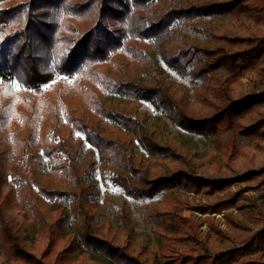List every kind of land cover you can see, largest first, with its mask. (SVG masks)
Listing matches in <instances>:
<instances>
[{
    "label": "trees",
    "instance_id": "16d2710c",
    "mask_svg": "<svg viewBox=\"0 0 264 264\" xmlns=\"http://www.w3.org/2000/svg\"><path fill=\"white\" fill-rule=\"evenodd\" d=\"M160 1L163 0H0V87L17 80L24 101L32 100L28 111L16 112L25 126L14 140L21 143L23 150L35 158L39 157L40 145L48 156L67 152L69 136H62L60 130L58 142L48 136L52 119H44L40 128L36 125L44 106L48 117L54 114L53 118H57L64 107L79 105L82 109L81 103H86L87 108L88 104L94 106L91 98L95 94L113 90L120 97L110 98L107 108L94 106L96 114L91 119H80L76 112L68 115L73 126L85 132L87 141L97 149L113 183L126 194L154 198L177 188L192 193L204 189L215 194L245 179L240 176L216 181L204 177L192 165L184 147L166 141L160 130L152 132L145 127L136 116L135 107L150 103L181 129L207 138L215 148L208 154L211 165L220 164L219 160L228 165L239 155L247 157L250 151L237 149L235 139L223 144L221 138L225 132L236 130L239 136L252 138L257 147L264 141V0H199V4L169 0L163 2V7L159 6ZM222 11L235 15L240 12L244 28L235 37L223 33L213 37L229 46L239 45L237 49L195 46L183 50L175 46V22L186 20L194 24L196 18ZM250 18H256V28L247 23ZM150 46L169 67L190 76L195 83L192 95L179 89L159 66ZM256 66L261 73L262 92L244 94L243 79ZM222 70L227 76L220 73ZM71 86L77 90L74 96ZM52 95L58 97L57 102L50 100ZM37 98L43 99L42 104L36 102ZM101 119L109 120L112 126L107 128ZM56 128L59 129L58 123ZM134 140L148 153L147 160L136 158L130 149ZM10 159L9 151L0 152V222L5 220L13 202L12 189L3 194ZM84 188L72 196L94 207L96 186L87 184ZM43 193L51 199L65 196L48 188ZM219 202V206L227 207L233 201ZM166 206V211L159 213L148 211L145 220L153 224L159 237L188 244L182 251L172 249L174 254L167 257L168 264H264V229L248 242L213 254L201 231L205 221L196 215L184 217L187 207L174 194ZM129 219V213L123 212L114 228L103 219L88 218L81 238L70 241L73 257L83 245L109 257H129L127 248L117 245L112 235L117 234L116 229L128 231ZM214 230L224 234L219 228ZM59 238L60 234L50 233V246ZM226 240L233 239L227 236ZM12 242L15 249L9 255L11 259L31 261L32 237L21 232ZM46 254L47 251L40 256L45 262Z\"/></svg>",
    "mask_w": 264,
    "mask_h": 264
},
{
    "label": "rangeland",
    "instance_id": "374dc122",
    "mask_svg": "<svg viewBox=\"0 0 264 264\" xmlns=\"http://www.w3.org/2000/svg\"><path fill=\"white\" fill-rule=\"evenodd\" d=\"M177 1L184 3L188 0ZM192 1L199 4V0ZM163 2L170 1H160V7L164 6ZM239 15H241L240 12L235 15L222 11L196 18L193 20L194 24L186 20L177 21L173 25V32L177 39L174 44L178 49L183 50L195 46L202 49H213L218 46L229 50L237 49L239 45L229 46L228 43L213 36L219 35L218 33L230 37L237 36L244 28L243 17ZM262 22L264 23V17ZM247 23L251 28H256L258 24L256 18L248 19ZM151 50L154 51L151 54L158 61L159 66L177 82L179 89H184L192 95L195 83L190 76H183L169 67L152 46H150ZM220 73L227 76L223 70ZM108 74L111 75V72L109 71ZM260 76L259 66L248 71L243 79L244 94L262 92ZM71 87V93L74 96L77 90ZM22 92V86L17 80L11 85L0 87V152L6 150L11 154L8 163L10 172L7 175L3 194L11 189L14 191L11 208L7 211L5 220L0 222V264H35L36 262L39 264L41 262L45 264H133V259L138 262L137 264H168L167 257L173 253L172 249L182 251V247L188 244L172 241L168 236L159 237L154 232L153 224L147 223L145 217L148 211L158 213L166 211V202L172 194L180 203L186 205L187 209L182 213L184 217L190 218L196 215L205 221L201 231L207 238L209 251L213 254L223 252L232 246H239L242 241L248 242L255 233L264 229V141H261L257 147L252 138H243L237 134L236 130L225 132L221 138L223 144L235 139L238 142L237 149L241 148L250 153L247 157L239 155L228 165L221 160H219L220 164L211 165L208 154L215 148L207 138L186 132L152 104L143 102L135 107L136 116L147 129L152 132L160 130L166 141L171 142L172 145L184 147L189 152V159L198 173L209 180L216 181L246 177L241 182L227 186L224 190L216 191L215 194H208L204 189L198 193H192L177 188L159 193L154 198H138L135 195L126 194L122 188L113 183L112 174L103 168L97 149L87 141L85 132L73 126L68 115L76 112L80 119L81 117L91 119L96 114L94 106L97 109L107 108L109 99L120 97L118 94L113 90H104L103 94L98 93L91 98L94 106L88 104L90 106L87 108L86 103H81L82 109L79 105L73 108L64 107L65 109L61 110L57 118H53L54 114L48 117L50 115L46 113L47 107L44 106L41 120L36 125L40 128L45 120L52 119L48 126V131L50 129L48 136L55 138L58 142L61 137L57 132L60 130L62 136L70 137L71 142L67 152H57L52 156L45 155L44 146L40 145L39 157L35 158L25 149L23 150L21 143L14 140L22 133L25 126L24 119L17 118L16 112L28 111L29 104L32 102L30 99L25 102ZM49 98L56 101L58 97L52 95ZM68 99L66 98L67 101ZM83 101L87 102L86 99ZM36 102L42 104L43 99L37 98ZM261 110L264 113V105H261ZM101 121L107 128L112 126L109 120L101 119ZM56 123L59 129L56 128ZM129 147L136 158L143 161L149 158L148 153L138 141L134 140ZM249 173L252 175L248 176ZM87 184L96 186V195L92 199L96 201L94 207L86 203L84 199L72 196L78 195L79 190ZM46 188L65 196L55 195L56 197L53 196L52 199L46 197L43 193ZM221 199L233 202L227 207L219 206ZM123 212L129 213L131 218L128 220V231L116 229L114 231L117 234L112 235L117 245L127 248L126 255L129 257L121 256V259L109 257L97 251H91L85 245L79 250L78 255L73 257L71 249L74 246H70V241L81 238L88 218L103 219L107 223H112L115 228L116 221ZM203 212L206 214H202ZM92 216L95 218H91ZM214 228H219L224 234L219 235ZM21 232L29 234L34 240L31 244V261L23 258L24 260L16 262L9 256L15 249L12 239L14 236H19ZM54 232L60 234L61 239L59 238L53 246H50L49 234ZM226 235L233 240L228 242ZM9 237H11L10 240ZM46 251L48 254H46L45 262L40 256Z\"/></svg>",
    "mask_w": 264,
    "mask_h": 264
},
{
    "label": "water",
    "instance_id": "95a60500",
    "mask_svg": "<svg viewBox=\"0 0 264 264\" xmlns=\"http://www.w3.org/2000/svg\"><path fill=\"white\" fill-rule=\"evenodd\" d=\"M41 264H45V263L41 262Z\"/></svg>",
    "mask_w": 264,
    "mask_h": 264
}]
</instances>
